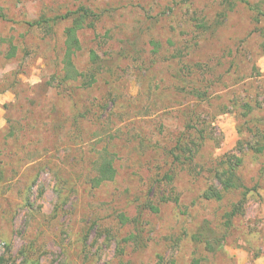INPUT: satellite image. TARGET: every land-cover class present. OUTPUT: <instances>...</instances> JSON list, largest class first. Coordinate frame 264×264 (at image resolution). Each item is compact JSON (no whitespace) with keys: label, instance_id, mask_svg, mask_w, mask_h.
<instances>
[{"label":"rangeland","instance_id":"1","mask_svg":"<svg viewBox=\"0 0 264 264\" xmlns=\"http://www.w3.org/2000/svg\"><path fill=\"white\" fill-rule=\"evenodd\" d=\"M0 264H264V0H0Z\"/></svg>","mask_w":264,"mask_h":264},{"label":"trees","instance_id":"2","mask_svg":"<svg viewBox=\"0 0 264 264\" xmlns=\"http://www.w3.org/2000/svg\"><path fill=\"white\" fill-rule=\"evenodd\" d=\"M236 0H224V2L228 6H233L234 2ZM81 12H83V16L87 19L92 18V15H88V13L81 9ZM68 15L62 17V19L67 18ZM65 57H64V80L68 81H75L78 78H82V74L78 73L73 64H72V57L73 55L79 50V43L78 40L75 38L72 34L66 35V41H65ZM95 56L91 55V61L94 62ZM115 178V170L110 162H107L106 160H102L96 165L95 168V177L91 180V186L92 188H97L101 186L102 184L112 182ZM214 198L215 200L219 201L221 200V195L218 193H214L210 196H207L206 198ZM153 211H156L155 208H152ZM230 216V215H229ZM123 219V217H122ZM229 223H227L228 225Z\"/></svg>","mask_w":264,"mask_h":264}]
</instances>
